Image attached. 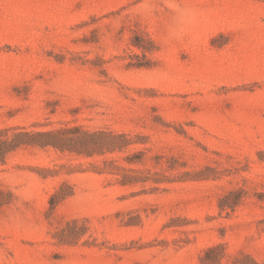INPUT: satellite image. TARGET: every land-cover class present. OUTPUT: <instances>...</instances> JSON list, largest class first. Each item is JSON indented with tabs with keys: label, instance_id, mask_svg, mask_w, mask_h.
<instances>
[{
	"label": "rangeland",
	"instance_id": "374dc122",
	"mask_svg": "<svg viewBox=\"0 0 264 264\" xmlns=\"http://www.w3.org/2000/svg\"><path fill=\"white\" fill-rule=\"evenodd\" d=\"M0 264H264V0H0Z\"/></svg>",
	"mask_w": 264,
	"mask_h": 264
},
{
	"label": "trees",
	"instance_id": "16d2710c",
	"mask_svg": "<svg viewBox=\"0 0 264 264\" xmlns=\"http://www.w3.org/2000/svg\"><path fill=\"white\" fill-rule=\"evenodd\" d=\"M8 129L0 130V161L4 160L5 154L23 144H38L40 146L52 145L56 147L65 146V138L59 131H20L15 133L11 139H1Z\"/></svg>",
	"mask_w": 264,
	"mask_h": 264
}]
</instances>
